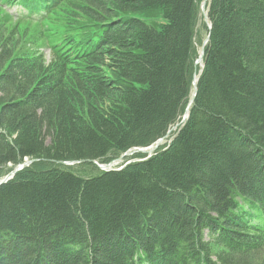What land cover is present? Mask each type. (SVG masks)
I'll return each mask as SVG.
<instances>
[{
	"label": "trees",
	"instance_id": "trees-1",
	"mask_svg": "<svg viewBox=\"0 0 264 264\" xmlns=\"http://www.w3.org/2000/svg\"><path fill=\"white\" fill-rule=\"evenodd\" d=\"M203 2L0 0V264H264V0Z\"/></svg>",
	"mask_w": 264,
	"mask_h": 264
},
{
	"label": "water",
	"instance_id": "water-1",
	"mask_svg": "<svg viewBox=\"0 0 264 264\" xmlns=\"http://www.w3.org/2000/svg\"><path fill=\"white\" fill-rule=\"evenodd\" d=\"M205 4H206V0H204V3H203V7L205 8ZM204 10V9H203ZM211 28V27H210ZM211 30V29H210ZM209 30V31H210ZM209 39H210V32H209V35H208V37H207V40L205 41V44H207V42L209 41ZM205 46V45H204ZM204 46H203V48H202V52H201V57H200V59L197 61V63H199L202 59H203V56H204ZM197 86L195 85V88H194V93H193V96H192V98L190 99V102H189V105H188V108L190 107V105L193 103V101H194V99H195V96L197 95ZM188 108H187V110H188ZM187 118V116L184 118V119H186ZM185 121V120H184ZM30 162H33V161H29V162H26V163H24L22 166L23 167H25V166H27ZM61 164H67V162H60ZM109 167V165H106V166H100V168H102V169H105V170H108L107 168ZM21 168H15V169H13L6 177H4L2 180H0V185L1 184H3V183H5V182H7L9 179H11L15 174H16V172H18L19 170H20Z\"/></svg>",
	"mask_w": 264,
	"mask_h": 264
},
{
	"label": "rangeland",
	"instance_id": "rangeland-1",
	"mask_svg": "<svg viewBox=\"0 0 264 264\" xmlns=\"http://www.w3.org/2000/svg\"><path fill=\"white\" fill-rule=\"evenodd\" d=\"M199 31H200V34H199L200 36L198 37V43H199V46H202V44L204 43L205 39L207 38V30L202 25V23L199 24ZM48 59H49V55L47 54V60ZM175 127H176V125L171 128V130H172L171 133L169 134V136L167 138L163 139L161 144H165L171 138L172 134L176 132L177 129H174ZM123 159H124L123 157L116 159L117 161H115L116 163H114L113 165H115L117 163L119 164L120 162L123 161Z\"/></svg>",
	"mask_w": 264,
	"mask_h": 264
},
{
	"label": "bare ground",
	"instance_id": "bare-ground-1",
	"mask_svg": "<svg viewBox=\"0 0 264 264\" xmlns=\"http://www.w3.org/2000/svg\"><path fill=\"white\" fill-rule=\"evenodd\" d=\"M197 76V75H196ZM196 81H197V77H196V79H195V82L194 83H196ZM190 110V109H189Z\"/></svg>",
	"mask_w": 264,
	"mask_h": 264
}]
</instances>
